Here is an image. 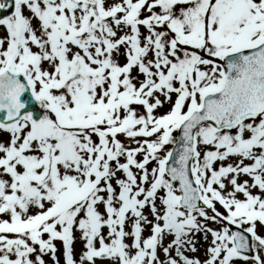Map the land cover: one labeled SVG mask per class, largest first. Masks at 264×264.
<instances>
[{
    "label": "snow or ice",
    "instance_id": "obj_1",
    "mask_svg": "<svg viewBox=\"0 0 264 264\" xmlns=\"http://www.w3.org/2000/svg\"><path fill=\"white\" fill-rule=\"evenodd\" d=\"M0 264H264V0H0Z\"/></svg>",
    "mask_w": 264,
    "mask_h": 264
},
{
    "label": "rangeland",
    "instance_id": "obj_2",
    "mask_svg": "<svg viewBox=\"0 0 264 264\" xmlns=\"http://www.w3.org/2000/svg\"><path fill=\"white\" fill-rule=\"evenodd\" d=\"M80 247H81V245H80L79 243H77V245H76V251H77V252H79Z\"/></svg>",
    "mask_w": 264,
    "mask_h": 264
}]
</instances>
